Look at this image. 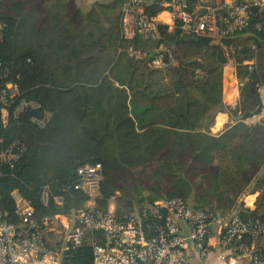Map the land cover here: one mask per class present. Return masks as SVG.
Segmentation results:
<instances>
[{
  "label": "trees",
  "instance_id": "1",
  "mask_svg": "<svg viewBox=\"0 0 264 264\" xmlns=\"http://www.w3.org/2000/svg\"><path fill=\"white\" fill-rule=\"evenodd\" d=\"M162 1L169 0L148 4L150 16L165 9ZM69 5L0 0V60L19 74L20 96L50 112L43 128L29 121L32 110L6 128L0 122L4 144L17 139L25 146L13 166L0 162L6 219L17 222L14 192L31 203L38 221L84 209L88 197L73 188L76 169L95 162L102 164V179L93 208L106 211L113 199L118 220L148 201L173 196L195 208L264 216V123L241 120L262 106L264 3L252 9L246 28L217 41L161 23H154V39H124L118 14ZM159 53L165 62L170 53L173 63L152 65ZM228 64L237 67L240 119L212 135L199 127L221 103ZM256 191L254 208L244 207L240 196ZM91 236L102 238L87 232L84 244L64 251L60 264H92ZM256 248L264 252V236Z\"/></svg>",
  "mask_w": 264,
  "mask_h": 264
},
{
  "label": "built area",
  "instance_id": "2",
  "mask_svg": "<svg viewBox=\"0 0 264 264\" xmlns=\"http://www.w3.org/2000/svg\"><path fill=\"white\" fill-rule=\"evenodd\" d=\"M119 1L120 34L124 39L134 36L154 39V23H161L169 30L178 28L182 34L209 36L216 41L246 28L252 9L264 3V0H195L189 5L186 0H169L160 2L164 10L150 16L146 7L152 0ZM162 12H167V20L157 19ZM1 37L0 21V40ZM167 63H173L170 53L166 62L162 53L152 60L157 67ZM20 93L19 74H12L0 60L1 125L6 128L32 110L29 121L38 128L45 127L50 112L40 101L25 99ZM255 119L264 123V103ZM24 150L20 140L4 144L0 139V162L13 166ZM101 179L100 162L78 166L73 188L88 197L86 207L73 215L55 214L41 221L34 218L31 203L14 192L17 222L6 219V213L0 209V264H60L64 251L81 247L85 234L94 231H99L102 238L89 239L92 264H190L191 253L201 259L210 254L209 238L213 233L217 237L219 264H264V252H258L255 245L264 236V216L245 218L238 208L222 212L195 208L173 196L148 201L124 220H118L111 206L106 211L93 208L101 196ZM41 200L47 202L46 190ZM54 201L62 203L59 196ZM52 220H57L66 231L50 227Z\"/></svg>",
  "mask_w": 264,
  "mask_h": 264
},
{
  "label": "crops",
  "instance_id": "3",
  "mask_svg": "<svg viewBox=\"0 0 264 264\" xmlns=\"http://www.w3.org/2000/svg\"><path fill=\"white\" fill-rule=\"evenodd\" d=\"M70 2L69 9L79 8L81 12L86 13L91 10L93 7H101V8H108L109 10L114 9V14L119 15V28H120V10L121 6L119 1L117 0H67ZM84 9H83V8ZM118 9V10H117ZM88 10V11H87ZM168 14L167 12H162L157 15V19L167 20ZM251 62V61H250ZM226 71L232 73L235 78V89H232L233 97H230V92L226 95L225 92V77ZM222 96H221V103L215 110L209 111L207 114L211 115L210 119H208L204 126H200L201 130H204L212 135L220 134L228 124L233 123L235 120H239L240 113L238 110V82L236 79V66L232 64L225 65L223 68V81H222ZM260 98L262 101V105L264 103V87L260 88ZM229 114L232 116L230 118ZM246 124L256 123L255 114L249 116L245 119H241ZM259 192H252V193H244L240 196V202L243 203L244 207L249 209L254 208V203L257 199ZM209 243L212 244L210 254L204 258H199L195 253H191L190 264H219V260L217 259V237L212 234L209 238ZM255 245L257 246V240L255 241Z\"/></svg>",
  "mask_w": 264,
  "mask_h": 264
},
{
  "label": "rangeland",
  "instance_id": "4",
  "mask_svg": "<svg viewBox=\"0 0 264 264\" xmlns=\"http://www.w3.org/2000/svg\"><path fill=\"white\" fill-rule=\"evenodd\" d=\"M101 10L103 12H106L109 9H107L106 7H104ZM110 13H113L114 14V9ZM162 66H160V67H162ZM236 69H237V67H236ZM232 89H235V78H234V75L232 73L226 71V77H225V92H226V95H228L229 92H230V97H233V95H232ZM14 196H17V194L14 193ZM189 205H191V204H189ZM109 206H111L113 209H115V203H114V200L113 199L110 200V202L108 204V208H109ZM49 226L50 227H53V228H55L57 230H61V232H65L66 231V229H64L57 220H52V222L49 223Z\"/></svg>",
  "mask_w": 264,
  "mask_h": 264
},
{
  "label": "water",
  "instance_id": "5",
  "mask_svg": "<svg viewBox=\"0 0 264 264\" xmlns=\"http://www.w3.org/2000/svg\"><path fill=\"white\" fill-rule=\"evenodd\" d=\"M154 53H155V52H153L152 54H150L149 57H153Z\"/></svg>",
  "mask_w": 264,
  "mask_h": 264
}]
</instances>
